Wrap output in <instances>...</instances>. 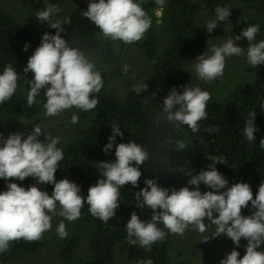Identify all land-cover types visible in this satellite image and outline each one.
<instances>
[{"label": "trees", "instance_id": "16d2710c", "mask_svg": "<svg viewBox=\"0 0 264 264\" xmlns=\"http://www.w3.org/2000/svg\"><path fill=\"white\" fill-rule=\"evenodd\" d=\"M202 1L204 16L200 18L191 11L193 0H165L162 10L155 0H142L141 6L151 17L152 26L144 38L134 43V46L142 52L153 70L154 77L146 83V90L138 94L133 91V86L142 85V81L130 85L122 84L123 90L120 91L110 90L113 89V81L121 71L117 63L125 57L122 56V51L126 43L104 38L100 29L83 16L90 0H81L66 16L71 23H63L66 17L61 21L65 30L61 35L70 46L80 48L94 59L104 85L99 93L92 94L93 98L98 99L94 109L83 111L72 107L83 120L82 126L70 141L58 147L63 151L64 158L59 162L55 179L59 181L67 178L78 184L86 201L89 187L100 179L87 165L92 162L116 160L115 146L108 153L102 150L109 142L108 137L112 135L113 124L119 126L124 133L123 137L116 135V144L134 140L149 153V158L140 166L142 175L138 185L129 183L120 188L119 207L115 210V216L107 223L92 216L87 203L81 209V217L78 220L66 222L70 232L58 242V255L64 261L70 262L77 247L84 243L89 253L84 264H116L117 246L130 239L123 214L130 210L135 211L143 221L150 220L153 214L147 206H136L139 203L136 200V192L145 187L146 179H155L159 186L168 188L170 192L173 188L179 190L184 186L195 188L194 185L188 184L191 176L186 174L195 175L200 170H208L212 163L208 157L223 156L227 164L217 162L215 167L227 179L228 186L246 182L255 198L259 185L264 182V148L260 146V140L264 138V65L250 66L247 70L248 78L238 82L230 99L225 96L211 97L206 107L207 119L199 122L198 132L193 133L187 125L180 124L176 127L158 119L163 114V101L173 87L178 92H183L187 85L193 87L194 80L188 75L185 65L191 54L202 50L216 37L218 28L209 33L206 23L215 19L217 7L231 9V5L236 3L246 9L247 18L242 20L240 25L245 29L251 24H258L259 41L264 40V0ZM155 10L161 12L159 18L154 16ZM56 31L50 27L32 30L0 7V74L8 64L19 74L16 92L8 101L0 104V117L32 118L44 110L46 89H41L36 103L28 106L27 95L31 87L28 82L33 79L34 74L25 73L23 70L29 57L41 44L43 34H55ZM158 34L164 39L162 49L158 48ZM26 43L29 47L25 51ZM128 72L134 74L135 69L129 68ZM253 111L256 112L254 122L258 130L255 132V141L249 143L244 135V128L248 114ZM217 126L218 132L206 131L209 127ZM177 140H185L187 147L177 150ZM9 182H16L25 188L37 183L33 177H27L23 181L0 178V188H7ZM38 186L49 195L54 188L53 184ZM199 188L201 192L211 190L203 183ZM253 211L249 202L248 207L242 208V215H251ZM213 215L215 217L218 213ZM204 223L207 229L215 228L207 219ZM157 226L167 235L162 242L158 241L150 250H146L144 261L151 259L153 264H170L169 251H182V246L185 247L189 241L187 229L180 236L168 232L163 224ZM189 228L194 226L189 225ZM247 243L246 239L241 238L239 246H233L232 249L235 248L240 253L238 258L245 254ZM47 244L48 237L45 233L42 239L35 242L23 239L14 241L10 244V251L0 253V264H12L34 256ZM258 251H264V244Z\"/></svg>", "mask_w": 264, "mask_h": 264}, {"label": "clouds", "instance_id": "9594fccd", "mask_svg": "<svg viewBox=\"0 0 264 264\" xmlns=\"http://www.w3.org/2000/svg\"><path fill=\"white\" fill-rule=\"evenodd\" d=\"M155 3L161 10L165 6V0H155ZM141 4L142 0H90L83 16L100 29L104 38L132 44L142 40L152 26V19ZM59 11L56 4L47 3L36 14L39 21H47L48 26L57 31L55 34H43L41 44L29 57L23 70L34 74L28 82L31 86L27 95L29 107L36 103L41 89H46V103L43 105L46 116H56L72 107L83 111L94 109L98 99L93 98L92 94L99 93L104 85L94 59L80 48L70 46L61 35L65 31L62 22L52 20ZM160 14V11L156 12L157 16ZM215 14V19L206 23L209 33L218 26V21L228 20L230 8L217 7ZM63 23H71V20L66 17ZM259 31L258 24H251L221 46L213 45L210 50L197 56L193 65L197 77L209 83L223 77L226 57L244 55V48L234 43L242 38L249 41L247 63L252 67L264 65V40L254 42ZM28 47L26 43L24 50ZM128 69L129 65H124L122 72L127 74ZM18 80L19 74L13 66H5L0 74V104L14 95ZM146 88L145 83L134 85L133 91L138 94ZM210 99V93L199 86L187 85L183 92L173 87L163 101V114L166 115L162 114L158 119L176 127L187 125L196 133L199 131V122L207 119L206 107ZM255 117L256 112H250L244 128L249 143L255 141V132L258 130ZM71 122L78 123L79 117L73 114ZM111 127L112 135L102 150L108 153L115 146L116 160L98 163L101 178L89 187L86 201L78 184L67 178L59 181L55 179L59 162L64 158L63 151L57 147L59 137L53 138L44 133L45 139L41 141L38 138L42 134L39 124L26 138L20 132L10 133L7 138L0 134V178L23 181L33 177L37 181L27 188L9 182L7 190L0 192V253L10 251V244L14 241L23 239L35 242L42 239L43 234L51 230L52 218L56 215L68 222L78 220L85 203L91 215L105 223L115 216V210L119 207L120 188L129 183L138 185L142 175L140 166L149 158V153L134 140L116 144V135L123 137L124 133L115 124ZM206 131L218 132L219 127H209ZM175 143L177 150L187 147L185 140ZM260 146L264 148V138L260 140ZM208 159L212 162L208 170H200L195 175L186 174L191 176L188 184L195 188L184 186L179 190L173 188L170 192L168 188L159 186L155 179L145 180V187L136 192V200L139 201L136 206H147L153 214L150 220L143 221L135 211L131 213L126 224L128 237L134 238L131 244L150 250L153 244L162 242L167 233L158 224H163L168 232L175 235L182 236L189 225L203 234L207 231L204 223L207 219L215 226V230L211 232V237L208 235L203 239L204 242L222 235L230 238L237 247L241 238L248 241L242 258H238L240 253L234 248L219 264H264V251H258L264 244V182L259 185L253 198L252 189L246 182L228 186L227 179L215 167L217 162L227 164L223 156H210ZM201 183L211 190L201 192ZM42 184L54 185L51 195L38 186ZM249 202L254 211L244 216L242 208L248 207ZM213 213L218 215L214 217ZM56 232L61 239L68 236L63 220ZM140 264H153V261L148 259L140 261Z\"/></svg>", "mask_w": 264, "mask_h": 264}, {"label": "rangeland", "instance_id": "374dc122", "mask_svg": "<svg viewBox=\"0 0 264 264\" xmlns=\"http://www.w3.org/2000/svg\"><path fill=\"white\" fill-rule=\"evenodd\" d=\"M81 0H60V1H49V0H0V7L7 13H9L16 21L25 25L32 30H41L49 28L47 21L41 22L37 19L36 14L40 11L47 3L56 4L60 11L52 17V20L62 21L71 10L80 3ZM154 11V16L159 18ZM191 11L200 18L204 16L203 12V1L193 0ZM247 10L239 6L236 3L231 5L230 16L226 21L218 22V32L215 38H213L202 50L196 51L191 54L186 62V71L190 77L193 78V87L199 86L202 90H206L210 93L211 97L225 96L230 99V95L233 93V88L238 84L239 81L248 78V68L251 66L245 59L247 47L249 41L247 38H242L239 41H234L235 44L244 48L243 58L240 56L226 57V65L224 69L223 77L217 78L213 81L205 82L199 79L194 71L193 65L196 62L197 56L203 54L205 51L211 49L213 45L221 46L231 36L239 35L244 29L240 25L242 20L247 18ZM158 22V21H157ZM208 22V21H207ZM259 37L256 36L254 42H258ZM136 43V42H135ZM135 44H126L122 51V56H125L120 60L117 65L121 67V71L117 75V79L113 81L112 88L110 90H123L122 84H135L138 81H142L145 84L148 83L153 77V70L151 69L147 60H145L142 52L139 48L134 46ZM164 46V39L161 34H158V48L162 49ZM210 54V52H209ZM116 65V66H117ZM124 65H129V68H134L135 72L124 74L122 68ZM73 114L77 115L73 108L67 109L56 116H46L45 109L35 117H0V134L3 138H7L10 133L20 132L24 134L23 138L33 130L36 124L42 129V134L38 137L41 141H44L45 134L51 135L53 138L59 137V143L57 147L67 143L74 137L75 133L82 126V121L79 117V122L73 124L71 117ZM45 133V134H44ZM0 146H2V140H0ZM99 162H92L87 165V168L101 178V172L97 168ZM7 188H0V192L6 191ZM60 208L57 204V212ZM130 210L123 214V220L127 223L131 217ZM138 215V214H137ZM139 216V215H138ZM140 218V217H139ZM142 220V218H140ZM64 221L66 230L69 234V229L66 224L68 222L63 217L56 215L52 218V228L50 231H46L45 234L48 237V244L46 247L41 249L34 256L28 257L24 260L13 262L12 264H84L85 260L88 259L89 253L85 249L84 243H81L76 250L73 259L70 262H66L58 255L60 239L57 235L56 228L58 224ZM213 229H207L203 234L196 231L194 228L187 229L188 243L182 246L180 250H170V264H219V261L226 257L230 249L235 245L233 241L226 235H222L216 238H210L207 242L203 239L209 235ZM130 238L127 242L122 243L116 248V264H140V261L145 260L146 250L145 248L139 247L137 244H131ZM83 242V241H82ZM196 248V249H195ZM195 249V250H194ZM233 250V249H232ZM81 261V262H80Z\"/></svg>", "mask_w": 264, "mask_h": 264}]
</instances>
